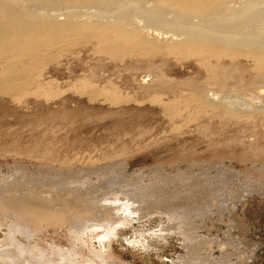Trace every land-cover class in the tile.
I'll return each mask as SVG.
<instances>
[{"label":"rangeland","instance_id":"obj_1","mask_svg":"<svg viewBox=\"0 0 264 264\" xmlns=\"http://www.w3.org/2000/svg\"><path fill=\"white\" fill-rule=\"evenodd\" d=\"M11 52L0 53V194L109 182L176 214L118 212L108 235L76 236L69 221L20 229L16 202L0 197L1 264H264L263 65L235 50L178 57L88 37L31 55V68L8 70ZM213 92L257 96L261 113L211 104Z\"/></svg>","mask_w":264,"mask_h":264},{"label":"bare ground","instance_id":"obj_2","mask_svg":"<svg viewBox=\"0 0 264 264\" xmlns=\"http://www.w3.org/2000/svg\"><path fill=\"white\" fill-rule=\"evenodd\" d=\"M97 29L112 32L97 38ZM82 37L93 38L95 41L99 39L108 47L119 46L123 42L136 43L141 47H149L162 51V54L178 57L195 54L211 57L219 55V51L235 50L238 54L248 53L261 66H264V0H162L160 2L152 0H0V48L14 47L16 49L13 50L18 53L12 54L11 48L8 52L5 50L7 53L11 52L9 57L6 56L2 60L4 63L10 62V64L6 63L8 66L16 62L21 66L34 67L30 65L32 60L30 57L33 55L37 59V56L41 57L50 49L62 45L64 47L72 40ZM202 63L205 64V61ZM260 64L257 63L259 66ZM8 68L11 70L10 68L15 67ZM5 72L8 71L5 70ZM3 79L7 80V78ZM216 80L218 79L214 78L212 82H217ZM215 93L209 94L211 95L209 103L216 106H228L235 113H240V110L253 111L255 108L260 110L261 106L258 107L255 104L257 96L253 94L255 101L253 97L250 99L254 103L249 101V98L243 99L246 96L244 95L243 98L240 97L242 98L240 100L244 102L242 104L233 99L236 95L238 96L237 93L235 96L221 97ZM262 107L264 108L263 105ZM64 182L51 180L45 183L41 190L36 187L27 193L5 191L1 192L0 197L16 202L14 209H18V213H10V216L20 229L21 222L30 219L38 224L57 227H62L69 221L72 223L76 236L101 229L105 235H108L114 225L121 220L117 215L118 212L122 213L124 218L129 216L130 210L134 213L143 211L148 215L153 214L152 212L176 214L175 207L165 208L166 204H163V208L156 206L155 204L161 202L159 197L158 202L146 204L144 200L149 196L148 193L146 194L148 196L140 194V197L135 196V193L129 199L128 196L131 193L125 192L121 187L122 184L115 185L108 182L106 185L102 184L103 186L97 185L91 191L76 192L75 190L81 189L71 187ZM39 191L41 195L37 196L36 193ZM153 191L151 190V193ZM169 193L167 194L170 195ZM159 194L161 193H157L158 196ZM185 201L187 202L186 199ZM34 203L37 204L34 205ZM137 203H139L138 206L135 205ZM140 203L149 206L143 209ZM30 231L33 233V230ZM3 251L7 252V248ZM1 259L0 264L3 263Z\"/></svg>","mask_w":264,"mask_h":264}]
</instances>
